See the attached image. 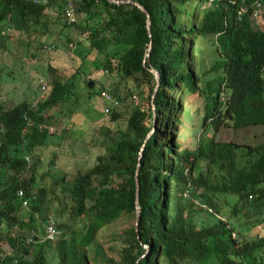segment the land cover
<instances>
[{"label": "trees", "instance_id": "trees-1", "mask_svg": "<svg viewBox=\"0 0 264 264\" xmlns=\"http://www.w3.org/2000/svg\"><path fill=\"white\" fill-rule=\"evenodd\" d=\"M69 1L71 23L59 19ZM254 2L0 0V60L10 50L34 60L45 45L72 43L74 62L68 75L42 65L37 77H54L40 98L5 102L0 91V264H264V140L213 138L223 128L264 124V25L250 16ZM199 38L214 47L207 69L194 63ZM101 93L118 105L105 115L100 107L82 112L95 125L92 165L66 169L55 151L34 155L57 129L69 137L62 122ZM196 95L204 104L200 133L193 147H180L178 114ZM48 217L61 234L28 242L31 231L43 235ZM130 217L105 248L95 240L101 227Z\"/></svg>", "mask_w": 264, "mask_h": 264}, {"label": "rangeland", "instance_id": "rangeland-1", "mask_svg": "<svg viewBox=\"0 0 264 264\" xmlns=\"http://www.w3.org/2000/svg\"><path fill=\"white\" fill-rule=\"evenodd\" d=\"M196 49L197 50L194 56L195 65L201 64V68L204 67L207 69L213 63L215 56L211 40L209 38L197 39ZM70 54L71 51L66 45L61 49H57L55 47L49 51L44 50L42 56H39L37 59L26 60L22 55H13L12 50H10L8 54L0 60V67L4 73V77L0 78L2 85V90L0 91L4 92L5 102L6 99L17 102L25 97H29L30 95L36 96V77L39 75L42 65H44L47 61L50 65L56 67L58 72L61 71L65 75L70 74L73 71L72 66L74 64L71 60ZM86 69L87 68H82V71L85 72ZM211 75L212 72L207 74V76ZM42 76V78L48 83H50L51 78L54 77L49 72H46ZM83 76L86 77L87 75ZM83 76L81 75L78 81H80ZM261 77L264 84V68L261 72ZM94 88H97L96 83L94 84ZM104 103L106 102L100 96H94L89 101H82V103L76 108L81 111L80 113H82L87 110V108H101ZM183 105L186 108V112L178 114L182 124L178 130L177 136L173 138V142L179 144L180 147H193L197 142L198 133H200L199 124L203 114L204 104L201 97L196 95L195 97H186ZM86 113H82L83 115L76 113L75 116L73 115L70 118V121H63L62 125H64V128L71 132L69 137L60 136L58 132L60 128L57 129V131L54 132L55 135H50V138L47 141V146L40 148L39 150L36 148L34 150V155L37 153L40 158H44L45 156L46 158L53 157V151H55V161L57 162V166L62 165L66 169H70L71 167L86 168L92 165L96 150L89 147V141L92 137V128H95V125L90 124V122L88 123L85 119ZM208 128L209 127H206L204 132H207ZM206 135L207 134L203 133L201 134V137L204 138ZM166 138L168 141L169 136ZM213 138L215 140L231 139L239 144L245 145L257 144L264 140V124L238 129L223 128L216 132ZM235 152L242 160L244 159L245 152L242 148H237ZM28 161H30V159H28ZM227 210V207L222 206L221 211L223 213V218L228 216ZM132 224L133 218H120L111 224L101 227L95 234V240L101 243L103 248H105L108 244H110L108 239L111 234H117L122 229L127 228ZM256 230L257 227L252 226L249 232L253 234ZM31 235L35 236V230L30 232L29 236ZM112 244L114 246L113 255L116 256L120 244L118 241ZM52 260L53 258H50V264H52Z\"/></svg>", "mask_w": 264, "mask_h": 264}, {"label": "built area", "instance_id": "built-area-1", "mask_svg": "<svg viewBox=\"0 0 264 264\" xmlns=\"http://www.w3.org/2000/svg\"><path fill=\"white\" fill-rule=\"evenodd\" d=\"M35 1H40L42 3H46V0H35ZM209 2H212L213 0H208ZM228 1L229 0H225ZM50 14H53L52 11H49ZM260 14H264V3L263 0H255L253 8L251 10V18L253 20L254 23H258L259 22V18H260ZM75 14H73V5L72 3L69 1L65 4L63 13L61 14V16L59 17L60 20L66 21L68 23L74 22L75 21ZM263 25H264V21H260ZM260 24V23H258ZM73 44L69 43V47H72ZM52 47L50 45H45V49L46 50H50ZM36 87L38 88L39 94L40 96L45 92L47 86H48V82H46L42 77L37 78L36 83H35ZM100 97L106 102L102 105L101 107V113L103 115H105L108 112V109L110 106H117L118 105V101L111 97L109 94L107 93H101ZM133 102L137 101V98L135 95L131 96ZM101 121V118L99 119ZM49 133H52L53 128L49 127L48 128ZM20 193V192H19ZM183 195H186V193H184ZM23 205H25V202H22ZM60 233V231L58 229L55 228L53 221L51 219L48 220V222L44 225V236L43 239H49L52 240L54 239L58 234ZM28 242H32V238L28 237L27 238Z\"/></svg>", "mask_w": 264, "mask_h": 264}, {"label": "clouds", "instance_id": "clouds-1", "mask_svg": "<svg viewBox=\"0 0 264 264\" xmlns=\"http://www.w3.org/2000/svg\"><path fill=\"white\" fill-rule=\"evenodd\" d=\"M33 2H38V3H40V4H43V5H45L46 3H42V2H40V1H35V0H33ZM45 10V12L47 13V14H49V15H52V14H50L49 13V11H52V10H50V9H48V8H45L44 9ZM68 47H69V44H68ZM73 47V46H72ZM72 47H69V49L70 48H72ZM46 50V49H45ZM50 50H52V48L50 49ZM47 51H49V50H47ZM71 51V50H70ZM40 77H43V76H40ZM40 77H36V80H37V78H40ZM48 85H49V83H48ZM36 86V85H35ZM48 87V86H47ZM47 89V88H46ZM37 91H38V88H37ZM46 91V90H45ZM42 96V95H41ZM40 96V94H39V91L37 92V95H36V98H40L41 97ZM34 96H32V98H33ZM50 218L48 217V220H49ZM52 220V219H51ZM53 221V220H52ZM54 224V223H53ZM54 226H55V224H54ZM56 228V227H55ZM56 229H58V228H56ZM59 230V229H58ZM60 231V230H59ZM35 234H36V236H35V239H33V241L32 242H39V241H45V240H49V239H43V236H44V226H43V235L42 236H38L37 235V233L35 232ZM61 234V232L54 238V239H52V240H50V241H53V240H55L59 235ZM29 237V236H28Z\"/></svg>", "mask_w": 264, "mask_h": 264}, {"label": "water", "instance_id": "water-1", "mask_svg": "<svg viewBox=\"0 0 264 264\" xmlns=\"http://www.w3.org/2000/svg\"><path fill=\"white\" fill-rule=\"evenodd\" d=\"M108 1H112V0H108ZM114 2H117V1H114ZM124 2H128V1H124ZM137 5V7L141 10V11H143V12H145V10L140 6V5H138V4H136ZM146 13V12H145ZM147 29H148V20H147ZM145 55H147V53L145 54ZM153 74H154V78H155V80H156V83H157V80H158V76H157V73L155 72V71H151ZM88 85H90V83H88ZM153 131V127H152V129L150 130V132L149 133H151ZM137 174L135 173V178H134V182H135V192H137ZM135 204H136V201H135ZM138 212H139V209H138V206H137V204H136V206H135V219H134V225H135V228H136V224H137V217H138Z\"/></svg>", "mask_w": 264, "mask_h": 264}, {"label": "crops", "instance_id": "crops-1", "mask_svg": "<svg viewBox=\"0 0 264 264\" xmlns=\"http://www.w3.org/2000/svg\"><path fill=\"white\" fill-rule=\"evenodd\" d=\"M261 19H262V18L260 17V18H259V22H260ZM259 22H258V23H259ZM258 23H256V24H258Z\"/></svg>", "mask_w": 264, "mask_h": 264}]
</instances>
